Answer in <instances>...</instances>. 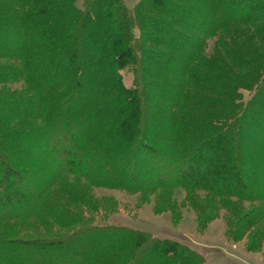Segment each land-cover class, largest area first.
<instances>
[{
	"label": "trees",
	"instance_id": "1",
	"mask_svg": "<svg viewBox=\"0 0 264 264\" xmlns=\"http://www.w3.org/2000/svg\"><path fill=\"white\" fill-rule=\"evenodd\" d=\"M126 1L0 0V264H203L183 243L97 217L94 204L73 208L49 192L59 174L131 194L200 190L235 214L255 205L230 237L251 235L250 250L264 239V169L249 184L238 176L264 165V55L235 48L231 29L264 0ZM209 38L221 51L203 53ZM234 138L244 142L232 149ZM165 169L170 179L154 175ZM31 170H50L46 183L31 188ZM31 225L69 231L17 234Z\"/></svg>",
	"mask_w": 264,
	"mask_h": 264
},
{
	"label": "rangeland",
	"instance_id": "2",
	"mask_svg": "<svg viewBox=\"0 0 264 264\" xmlns=\"http://www.w3.org/2000/svg\"><path fill=\"white\" fill-rule=\"evenodd\" d=\"M127 1L128 6H132L138 0ZM224 1L222 0L223 3ZM228 5L231 11L233 10L232 12L241 14V6ZM242 16L246 15L243 14ZM246 23L231 27L234 32L235 48L238 50L241 48L243 52H250L253 55H264V41H262L264 39V12L260 15L255 14ZM221 46L222 42H217L215 38H209L205 42L203 53L209 55L211 52L221 51ZM120 74L124 86L129 88L133 79L131 73L128 70H122ZM19 87L21 86H13L16 89ZM243 96L244 101H247L249 95L245 93ZM154 100L156 102L155 98ZM186 106H189V102L186 103ZM147 119L150 120V118ZM17 124V121H13V126ZM248 126V123H246V130ZM84 128L85 126H81L74 129L77 130V133H80ZM154 128L152 127V130L143 136L151 144L157 142L160 138V131H156ZM256 139L262 140L263 137L259 136ZM233 140V143H230L232 149L236 148L237 144H243L244 142L243 138L238 140L234 138ZM216 152L215 157L218 154V151ZM28 153L29 151H27ZM59 155L61 154L59 153ZM65 161H68V156H65ZM204 168L205 166L199 169L198 173L204 171ZM241 168L243 171L238 173V176H242L245 183L249 184V178L258 169L263 170L264 165L254 169L251 166H242ZM31 172L32 176L28 177L27 182L34 189L46 183L50 175V170L47 173L40 172L43 175L42 177L35 176L33 170ZM159 172L154 175L160 179L163 177L167 180L170 179L166 169L159 170ZM49 190V192H55L54 194L67 200L75 209L86 211L87 208L84 203L89 202L94 204L92 206L95 207L98 213L97 217H107L105 219H110V221L117 224L136 227L163 239L180 242L196 249L204 256L203 264H264V239L260 243L253 241L255 242L254 249L250 250L248 245L252 241L250 239L251 235H244L236 241H233L230 237L234 219L239 218L236 216L249 214L255 208V205L241 207V211L235 214L232 211L220 209L214 198L200 190L161 189L149 195L131 194L121 190L92 188L82 179L62 174L57 175L55 184ZM24 201L22 200L20 203H24ZM10 210H12V206L7 209V212ZM259 228L264 232V225H260ZM16 229L17 234L22 238L58 237L69 231L52 227L46 229L35 225L22 228L16 227Z\"/></svg>",
	"mask_w": 264,
	"mask_h": 264
}]
</instances>
